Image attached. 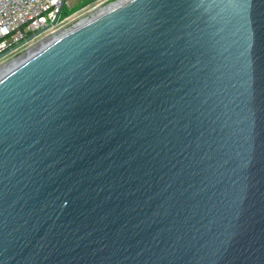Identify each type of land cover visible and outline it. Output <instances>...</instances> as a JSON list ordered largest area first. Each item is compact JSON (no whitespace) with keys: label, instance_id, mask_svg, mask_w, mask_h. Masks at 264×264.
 <instances>
[{"label":"water","instance_id":"water-1","mask_svg":"<svg viewBox=\"0 0 264 264\" xmlns=\"http://www.w3.org/2000/svg\"><path fill=\"white\" fill-rule=\"evenodd\" d=\"M1 68L0 264H264V0H123Z\"/></svg>","mask_w":264,"mask_h":264},{"label":"built area","instance_id":"built-area-1","mask_svg":"<svg viewBox=\"0 0 264 264\" xmlns=\"http://www.w3.org/2000/svg\"><path fill=\"white\" fill-rule=\"evenodd\" d=\"M120 1L93 0L63 15L69 0H0V67L50 37L71 30L92 11Z\"/></svg>","mask_w":264,"mask_h":264},{"label":"bare ground","instance_id":"bare-ground-1","mask_svg":"<svg viewBox=\"0 0 264 264\" xmlns=\"http://www.w3.org/2000/svg\"><path fill=\"white\" fill-rule=\"evenodd\" d=\"M101 10H102V8H101V9H98L97 11H93V12H91L87 17H85L84 19H82L80 23H82V22H84L85 20H87V19L93 17L94 15L98 14L99 11H101ZM59 35H60V34H57V35H55V36H52V37H50L49 39L45 40V41H44L43 43H41L40 45H38V46H36V47H32V48H30V49H29V50H28V51H27V52H26L21 58H19L18 60H13V61H11V62H8V63L4 64V65L2 66L1 69H3V68H9L10 66L13 65L14 62H18V61L22 60L23 58H25V57L28 56L29 54L33 53L34 51L38 50L40 47H42L43 45L47 44V43L50 42L53 38H55L56 36H59Z\"/></svg>","mask_w":264,"mask_h":264},{"label":"rangeland","instance_id":"rangeland-1","mask_svg":"<svg viewBox=\"0 0 264 264\" xmlns=\"http://www.w3.org/2000/svg\"><path fill=\"white\" fill-rule=\"evenodd\" d=\"M69 1L70 2L65 6L63 15L70 14L75 10H77L78 8H80L81 6L89 4L93 0H69Z\"/></svg>","mask_w":264,"mask_h":264}]
</instances>
